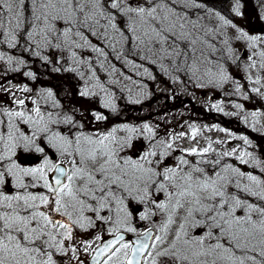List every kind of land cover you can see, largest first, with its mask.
<instances>
[{"label":"snow or ice","instance_id":"1","mask_svg":"<svg viewBox=\"0 0 264 264\" xmlns=\"http://www.w3.org/2000/svg\"><path fill=\"white\" fill-rule=\"evenodd\" d=\"M230 3L0 0V264H264V111L209 105L251 138L195 122L162 135L129 114L165 80L173 97L174 85L223 87L241 58L252 87L237 79L225 95L264 101V32ZM33 64L45 71L21 70ZM49 71L75 81L68 103L5 87L9 73Z\"/></svg>","mask_w":264,"mask_h":264},{"label":"rangeland","instance_id":"2","mask_svg":"<svg viewBox=\"0 0 264 264\" xmlns=\"http://www.w3.org/2000/svg\"><path fill=\"white\" fill-rule=\"evenodd\" d=\"M218 6H215V9L217 11H220L221 14L230 13L232 4L230 3V0H221L218 2ZM242 9L241 11L244 13L242 16H235L233 14V20L235 22H238L244 30L249 31L251 33H261L264 32V0H242ZM215 23V21H213ZM227 35H232L234 30L233 29H225L224 30ZM239 42L233 41V44L236 45ZM244 49L243 47L240 48V51L236 53L237 56H241V53H243ZM239 64V67L237 66ZM244 67V62L242 61H235V60H229L227 64H225V68L230 72V74L233 76V80H230L227 84H225L223 87H218L215 89H210L208 87L199 88L194 87L193 85H189V91L185 92L183 90V87L181 85H174L172 86L174 90L176 91V95L173 97L172 93L167 90L165 87V84L167 83V80H165V83L160 84L159 87H156L154 89L155 91V97L159 95V103L162 102L160 99H172L175 100V102H185V100H190L191 102H195L197 105H203L206 103H209L210 97L212 95H216V97L223 96V99L225 97L227 98H239V102L243 103L249 100H244L242 96L240 95H233L231 97L225 96L224 89L225 88H234L235 87V80H240L241 84H244L245 86H249L247 81V76L245 75L244 71L242 70ZM26 69V70H25ZM31 69H35L38 73H43L45 70L44 68L41 69L38 65H35L34 67L30 68H23L22 71H28ZM257 73L253 72L252 75L255 76ZM70 74H60L56 72L49 71L47 76L38 75L36 81L30 80L26 76L20 75V73H9V76L7 77L8 80L11 81V83L6 84L5 87H13V85H18L21 83H26L31 87L36 88H46L51 87L56 92L59 93V98L63 100L64 103H68L73 98L68 97L65 99V93L71 89V85L75 83L74 80L71 79H64V77L69 76ZM262 76H264V73H261ZM65 80V81H64ZM63 83H61V82ZM60 82V83H59ZM49 83V85L47 84ZM205 90H209L208 95H205ZM158 94V95H157ZM2 95V93H0ZM152 96L149 97L144 101L143 104L140 105H129L130 108L138 107L142 109L140 112H131L132 116L136 114H142L143 116L150 117L152 111L150 110V107H147L146 105L150 102ZM223 101H215V103H222ZM120 104H123V101H119ZM153 103V102H151ZM150 103V104H151ZM163 103V102H162ZM213 103V102H212ZM236 103V102H235ZM161 107L160 113L165 114L166 112H163V107ZM183 147H188V143L186 140L180 142Z\"/></svg>","mask_w":264,"mask_h":264},{"label":"flooded vegetation","instance_id":"3","mask_svg":"<svg viewBox=\"0 0 264 264\" xmlns=\"http://www.w3.org/2000/svg\"><path fill=\"white\" fill-rule=\"evenodd\" d=\"M26 70V69H25ZM248 87H252V85L248 84ZM209 90H205L204 94L208 95ZM158 95V94H157ZM226 96V95H225ZM159 95L156 96L153 99V113L148 116H143L142 114H136L134 116H139L141 119H148L149 122L153 125L160 124L161 127L157 129L158 133L165 134L169 131L174 130L175 132H181V131H188L187 124L184 122H195L198 126H204V125H219L220 127H226L232 130L235 134H246L249 135L251 138L252 136H257L256 133L251 132V129L245 125L240 119L234 116H226L223 113L216 112L214 109L209 108V105L212 102L215 101H223L221 104L224 107L226 112H235L236 109H234L231 106L232 102L241 103L239 102V98H227L225 97L223 99V96L216 97V95H212L210 97L209 103L203 104V105H197L195 102H191L190 100H185V102H175V100L172 99H160L162 102L166 103L168 106L166 108L167 113L162 114L160 113L161 107L160 106H166L162 102L159 103ZM242 104L246 105L244 113L250 115L251 110H262L260 106L264 104V101H262L258 96H253L249 101L243 102ZM140 109V108H136ZM165 110L163 109V112ZM131 115V114H130ZM132 116V115H131ZM181 124H184L183 127H181ZM205 136L211 137L213 139L218 138H224V133H219L218 131H210L205 132ZM259 139V137H258ZM187 141V140H186ZM188 147L190 146V143L187 141ZM194 143V142H192ZM201 145H203L204 141L201 139L200 141ZM233 144H242L241 141H232ZM260 143L264 144V139H260Z\"/></svg>","mask_w":264,"mask_h":264},{"label":"trees","instance_id":"4","mask_svg":"<svg viewBox=\"0 0 264 264\" xmlns=\"http://www.w3.org/2000/svg\"><path fill=\"white\" fill-rule=\"evenodd\" d=\"M221 0H208V3L210 4V5H215V6H218V2H220ZM220 5V4H219ZM36 64H33L31 67H34ZM41 69H43L42 67H40ZM64 79H66V77H64ZM65 81V80H64ZM61 82V81H60ZM59 82V83H60ZM61 83H63V82H61ZM48 85H49V83H47ZM154 96H152V98H153ZM151 98V99H152ZM152 101L150 100V102L146 105L147 107H150V103H151Z\"/></svg>","mask_w":264,"mask_h":264}]
</instances>
